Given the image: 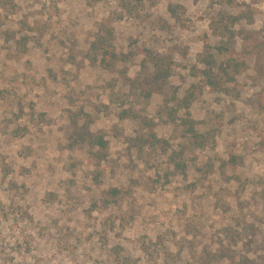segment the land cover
<instances>
[{
    "label": "rangeland",
    "instance_id": "rangeland-1",
    "mask_svg": "<svg viewBox=\"0 0 264 264\" xmlns=\"http://www.w3.org/2000/svg\"><path fill=\"white\" fill-rule=\"evenodd\" d=\"M102 26L128 54L110 69L91 62ZM204 43L223 84L191 101L194 140L165 113ZM145 49L172 59L149 98ZM87 120L104 159L70 146ZM0 264H264V0H0Z\"/></svg>",
    "mask_w": 264,
    "mask_h": 264
},
{
    "label": "trees",
    "instance_id": "trees-1",
    "mask_svg": "<svg viewBox=\"0 0 264 264\" xmlns=\"http://www.w3.org/2000/svg\"><path fill=\"white\" fill-rule=\"evenodd\" d=\"M178 5H169L168 10L171 15L178 19ZM21 33V32H20ZM112 29L107 26H102L94 39L90 42L89 50L93 53L91 58L92 63H99L103 68H113L115 63H125L128 58L127 53L116 52L112 44ZM14 38V37H13ZM29 40L28 34H20V36L14 40L16 56L22 53L26 47V43ZM210 47L207 43H204V53L201 55L200 64L202 65L199 70L201 79L192 84L181 99L176 100L178 109H183V114L179 118L176 116V108H169V112H166V118L169 122L174 123L179 121V125L183 128L184 132L192 139L197 140L199 138L198 131L196 130V121L190 116L188 107L195 97V95L201 91L204 87H210L212 90L219 91L222 87V77L216 68L213 54L209 51ZM140 68L143 73L141 79L142 83L147 85L148 88L144 90L142 88L140 92L145 98H149L151 93L155 89H160L169 79L172 72V59L169 55L158 54L152 50H143V58L140 63ZM151 68V69H150ZM150 69V70H149ZM123 79L126 83L135 84L136 80L129 78L125 69L123 70ZM142 87V86H141ZM130 116L132 118L139 119L141 126L146 128L149 132L143 141V145L154 147L157 143H165L164 140L158 139L152 131L153 123L146 117L139 116L131 110H124L121 112L120 117ZM84 117H89L84 114ZM90 120H87L81 125L77 131H75L74 139L70 143V146H77L80 144H87L90 147V157L97 158L98 160L104 159L106 156V150L108 147V140L105 138L102 132H91L89 130ZM173 167L181 174L185 173V164L176 153H172ZM230 161V162H229ZM226 163H236V158L232 156ZM97 181V178H95ZM121 190L118 188H110L106 191V194L111 198L117 197L121 194Z\"/></svg>",
    "mask_w": 264,
    "mask_h": 264
}]
</instances>
